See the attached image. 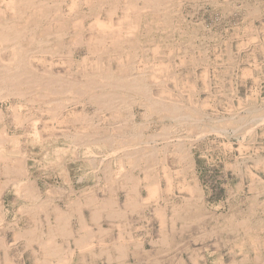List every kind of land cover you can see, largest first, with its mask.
<instances>
[{
  "label": "rangeland",
  "instance_id": "374dc122",
  "mask_svg": "<svg viewBox=\"0 0 264 264\" xmlns=\"http://www.w3.org/2000/svg\"><path fill=\"white\" fill-rule=\"evenodd\" d=\"M8 1L0 0V26L31 28L21 32L33 38L24 33L16 47L28 53L34 74H61L67 93L29 85L25 74L21 94L0 98V203L28 198V188L41 196V175V183L44 176L51 183L48 198L65 212L71 193L51 170L94 169L96 196L102 179L113 190L135 176L126 169H144L147 186L160 184V197L146 204L153 201L149 214L157 245L169 250L167 264H264V0H33L32 12ZM8 45L0 41V63L15 62ZM133 81L140 91L131 90ZM171 102L179 113L168 109ZM46 207L40 212H54ZM11 223L4 233L0 209L9 258L22 264L32 246L22 241L32 239L19 235L21 223ZM0 264H7L5 246Z\"/></svg>",
  "mask_w": 264,
  "mask_h": 264
},
{
  "label": "crops",
  "instance_id": "0c3cea01",
  "mask_svg": "<svg viewBox=\"0 0 264 264\" xmlns=\"http://www.w3.org/2000/svg\"><path fill=\"white\" fill-rule=\"evenodd\" d=\"M77 166H79L78 163ZM77 168L59 169V171L58 169L51 170L55 175L59 174L62 182L59 186L67 188L71 193L69 198L66 197L68 202L64 205L65 212L60 213V215L59 212L62 211L61 207L63 205L55 199L54 203H52V199H49L45 193L46 190L51 189V183L45 179L46 176H44V182L42 183L40 181L42 179L41 175L36 179L39 188L45 190L40 198L31 200L29 198H15L9 204L8 201L3 199L0 203V209L4 212L6 226L8 227H5L6 231L4 233L7 234L9 223L13 221L21 223V227L24 229H36L37 240L28 241L25 239L22 241L24 245L28 242L29 245H32L30 246L28 261L25 260L22 264H157L158 262V264H167L166 261L169 259H167L166 254L169 253V250L166 245H157L159 239L154 235L153 217L149 214L151 213L150 207L153 205V201L150 204H146V200L149 197L147 184L151 181L146 182L145 178L140 176L145 174L146 171L144 169L137 171H128L126 169L127 174L135 176L131 180L125 178V181L119 183L118 188L113 190L111 188L105 189L107 183L102 179L100 192L103 193V196L97 194L98 196L96 195V197L91 192L96 186L94 181L97 178L96 171L83 169L82 167ZM100 172L103 173V171L98 173ZM137 174H139V177L136 176ZM63 175L64 177H62ZM93 177L95 178L93 179ZM59 186L55 185L53 189L62 193V189H59ZM145 186L146 191L143 189ZM104 193L106 194L105 197ZM128 195L134 197L133 202H129ZM120 197L124 199L122 200ZM35 203L37 205L38 203L41 204L36 207L38 212H40L42 204L45 208L49 205L48 211H50L52 206L54 212L47 213L44 210L36 216L32 213L24 212L25 207L35 205ZM57 205L61 206L60 209H58ZM11 211L14 214L11 215ZM49 222H52L51 224L53 225L50 231H48ZM64 224L65 226H62ZM84 224L90 228H86ZM30 225L31 227H29ZM41 233H43V236ZM91 237H94V239ZM43 240V243L48 242L47 240L52 243L53 252L51 250V254H46L39 245V242L41 243ZM92 241L93 243L90 245ZM87 242L90 243L88 244ZM72 251L75 252L74 255Z\"/></svg>",
  "mask_w": 264,
  "mask_h": 264
},
{
  "label": "bare ground",
  "instance_id": "6f19581e",
  "mask_svg": "<svg viewBox=\"0 0 264 264\" xmlns=\"http://www.w3.org/2000/svg\"><path fill=\"white\" fill-rule=\"evenodd\" d=\"M42 1H44V0H42ZM9 3H10V5L13 7V8H18V9H21V8H23V7H26V8H31V12H32V9L34 10V7H36V5H35V3H34V1L33 0H9L8 1ZM48 3V2H47ZM46 3V4H47ZM96 3V2H95ZM8 4V3H7ZM49 4V3H48ZM47 4V5H48ZM117 4V3H116ZM132 4V3H131ZM80 6V5H79ZM42 7V6H41ZM104 7V6H103ZM38 8V7H37ZM46 8V7H45ZM91 8V7H90ZM17 9V10H18ZM47 9V8H46ZM92 9V8H91ZM93 9H94V5H93ZM92 9V10H93ZM134 9V8H133ZM16 10V11H17ZM30 10V9H29ZM42 10V9H41ZM19 12H21V11H19ZM41 12V11H40ZM58 12V11H57ZM14 13V12H13ZM34 13V12H33ZM33 13H32V15H33ZM36 13H37V11H36ZM35 13V14H36ZM92 13V12H91ZM122 13V12H121ZM16 14V13H15ZM24 14V13H23ZM22 14V15H23ZM25 15H27V14H25ZM36 15H38V14H36ZM35 15V16H36ZM42 16V15H41ZM37 17V16H36ZM35 17V18H36ZM127 17V16H126ZM29 18H30V16H29ZM56 18V17H55ZM19 19H23V18H19ZM96 19H98V16H97V18ZM4 20V19H3ZM30 20V19H29ZM32 20V21H31ZM30 20V22L28 21L27 23H26V25L25 26H27V24H29V23H31V22H33L34 20L33 19H31ZM171 20V19H170ZM41 21V20H40ZM77 21V20H76ZM79 21V20H78ZM96 21H98V20H96ZM175 21H177V20H175ZM13 22V21H12ZM86 22V21H85ZM99 22V21H98ZM66 23V22H65ZM69 23V22H68ZM78 23V22H77ZM1 24V23H0ZM5 24V23H4ZM36 24H37V22H36ZM35 24V25H36ZM67 24V23H66ZM95 24H98V23H95ZM104 24V23H103ZM186 24V23H185ZM31 25V24H30ZM34 25V27L36 28V26ZM39 25V24H38ZM100 25H102V23H100ZM100 25H99V27H100ZM136 25V24H135ZM173 25V24H172ZM25 26H23L22 25V27H25ZM29 26V25H28ZM104 26V25H103ZM133 26V25H132ZM33 27V28H34ZM82 27V26H81ZM93 27V26H92ZM129 27V26H128ZM134 27V26H133ZM33 28H32V30H33ZM37 28H38V26H37ZM103 28V27H102ZM109 28H111V27H109ZM113 28V27H112ZM25 28H23L22 30H21V27H19V25L17 24V22L16 23H12V24H7L6 26L5 25H1L0 26V41H1V43H10L11 45L9 46L8 45V47H13V56L15 57L14 58V60L13 61H15L14 63L13 62H10V63H6V62H4V63H0V98H6V97H9L11 94H21V88L19 87L20 86V84H22L21 83V81L19 80L20 79V77H21V75L23 76H25V74H27L28 75V80L29 79H33L32 81L33 82H31V83H29V85L30 84H32V83H34V85H35V83H36V81H37V83H41V84H43V85H45L46 87H51L53 90V92H55V94L56 93H60L61 94V92H65L64 91V89H63V87L64 86H66V85H64V82H63V77L61 76V74H58V75H56L54 72H48L47 73V75H44V76H39V75H36V72H35V74H34V71H32L33 69H34V66L33 65H31V64H29L30 62V60L28 61L29 63L28 64H26L27 63V60L29 59L28 58V53L26 54V53H23L22 51H21V49H18L17 47H16V44H18V43H21V40H22V38H24L23 37V34L25 33H23L22 34V32L21 31H23ZM28 29V27L25 29V31ZM106 29V28H105ZM128 29V28H127ZM126 29V30H127ZM132 29V28H131ZM180 29V28H179ZM36 30V29H35ZM29 31V33H30V31H31V28H30V30H27V32ZM63 32V31H62ZM173 32V31H172ZM52 33V32H51ZM130 33V32H129ZM55 34V33H54ZM57 34V33H56ZM79 34V33H78ZM131 35L133 34V33H130ZM25 35H26V37H32V36H27V33H25ZM31 35V34H30ZM65 35V34H64ZM126 36V35H125ZM40 37V36H39ZM190 37V36H189ZM33 38V37H32ZM21 39V40H20ZM28 39H30V38H28ZM189 39V38H188ZM255 39V38H254ZM25 40V39H24ZM63 40V39H62ZM80 40V39H79ZM37 41V40H36ZM49 41V40H48ZM12 42V43H11ZM47 42V41H46ZM125 42V41H124ZM170 42V41H169ZM48 44V43H47ZM21 45H23V44H21ZM27 45V44H26ZM61 45V44H60ZM74 45V44H73ZM8 47L6 46L5 47V49L7 48L8 49ZM39 47H43V46H39ZM59 47V46H58ZM147 47V46H146ZM4 49V48H3ZM34 49V48H33ZM60 49V48H59ZM31 50V49H30ZM36 51V50H35ZM58 51V50H57ZM42 52V51H41ZM148 52V51H147ZM53 54V53H52ZM100 55V54H99ZM1 57V56H0ZM61 57V56H60ZM28 58V59H27ZM2 60H3V58H2ZM4 60H6V59H4ZM101 64V63H100ZM31 66H33V67H31ZM33 68V69H32ZM35 69H36V67H35ZM35 71H38V70H35ZM111 71V70H110ZM245 71V70H244ZM250 71V70H249ZM43 72V71H42ZM102 72V71H101ZM39 73V72H38ZM46 73V72H45ZM57 73H59V72H57ZM44 74V73H43ZM62 74H64V73H62ZM85 74V73H84ZM60 75V76H59ZM23 76V77H24ZM82 76H84V75H82ZM85 76H87V75H85ZM91 76V75H90ZM131 76V75H130ZM93 77V76H92ZM25 78V77H24ZM67 78H69V76L67 77ZM86 78H88V77H86ZM141 78V77H140ZM143 78V77H142ZM141 78V79H142ZM26 79V78H25ZM65 80H66V78H64ZM71 79V78H70ZM129 79H131V78H129ZM128 79V80H129ZM133 80L135 79L136 80V77H134V78H132ZM140 79V80H141ZM23 80V79H22ZM27 80V81H28ZM72 80V79H71ZM71 80H69V79H67V82H69V81H71ZM115 80V79H114ZM127 80V79H126ZM125 80V81H126ZM128 80L126 81V82H128ZM139 80V81H140ZM74 81H76V79L74 80ZM72 82V83H75V82ZM79 81V80H78ZM91 81H93L92 79H90V82ZM130 81V80H129ZM132 81V80H131ZM23 82H24V80H23ZM66 82V81H65ZM123 82V81H122ZM122 82H120V83H122ZM138 82V81H137ZM137 82H135V83H137ZM141 82V81H140ZM143 82V81H142ZM72 83L70 82L69 83V86H73L72 85ZM79 83H80V81H79ZM96 84H97V82H95ZM103 83V82H102ZM105 83V82H104ZM114 83V82H113ZM117 83H119V82H117ZM119 83V84H120ZM130 83V82H129ZM134 83V81L132 82V84L134 85L133 86V88L131 87V90L132 89H134V87H135V89H137V92L138 91H140L141 90V88H139V86H136V84ZM24 84V83H23ZM26 84H28V82L26 83ZM41 84H40V86H41ZM67 84V83H66ZM85 84V83H84ZM91 84H93V82L91 83ZM95 84V85H96ZM101 84V83H100ZM99 84V82H98V85H100ZM119 84H116V83H114V85H119ZM141 84V83H140ZM68 85V84H67ZM77 85H79V84H77ZM86 85V84H85ZM85 85H84V87H82V88H85ZM111 85V84H110ZM122 85V84H121ZM137 85H139V82H138V84ZM142 85V84H141ZM143 85H145V83L143 84ZM82 86V85H81ZM80 86V87H81ZM93 86H94V84H93ZM120 86V85H119ZM146 87L148 86V85H145ZM145 86H143V87H145ZM26 87V85L24 86V88ZM38 87V86H37ZM87 87V86H86ZM88 87H91V86H88ZM87 87V88H88ZM103 87V86H102ZM124 87V86H123ZM126 87H128V85L126 86ZM138 87V88H137ZM145 87V88H146ZM30 88V87H29ZM34 88V87H33ZM42 88V87H41ZM67 88H70V87H67ZM72 88V87H71ZM92 88V87H91ZM94 88H96V86L94 87ZM94 88H93V91H94ZM97 88H100V86H98ZM120 88H122V87H120ZM129 88V87H128ZM27 89V88H26ZM49 89V88H48ZM79 89V88H78ZM148 89V88H147ZM146 89V90H147ZM23 90V89H22ZM25 90V89H24ZM42 90V89H41ZM70 90V89H69ZM82 90V89H81ZM90 90V88H88V91ZM92 90V89H91ZM98 90V89H97ZM99 90H101V89H99ZM35 90H32V93L34 92ZM38 91H40V90H38ZM66 91H68V90H66ZM79 91V90H78ZM135 91V90H134ZM133 91V92H134ZM28 92H30V91H28ZM27 92V93H28ZM42 92V91H41ZM83 92H86V91H83ZM82 92V94H85V93H83ZM95 92V91H94ZM97 92V91H96ZM106 92V91H105ZM109 92V91H108ZM136 92V91H135ZM148 92H149V90H148ZM147 92V93H148ZM22 93H24V92H22ZM65 93H67V92H65ZM68 93H69V91H68ZM104 93V92H103ZM111 94H112V92H110ZM116 93V92H115ZM36 94V93H35ZM41 94V93H40ZM49 94V93H48ZM51 94H53L52 92H51ZM63 94V93H62ZM77 94V93H76ZM99 94V93H98ZM109 94V93H108ZM114 94V93H113ZM126 94V93H125ZM149 94H151V93H149ZM24 95V94H23ZM26 95V94H25ZM24 95V96H25ZM43 95V94H42ZM45 96H46V94H44ZM43 95V96H44ZM71 95V94H70ZM110 95V94H109ZM137 95V94H136ZM144 95H146V94H144ZM14 96V95H13ZM21 96V95H20ZM38 97H40L39 95H37ZM79 96V95H78ZM132 96V95H131ZM22 97V96H21ZM46 97H48V96H46ZM59 97V96H58ZM90 97V96H89ZM120 97V96H119ZM129 97V96H128ZM144 97V96H143ZM146 97V96H145ZM144 97V98H145ZM97 98V97H96ZM111 98H114V97H112L111 96ZM111 98H109L110 100V102H111ZM127 98V97H126ZM8 99V98H7ZM6 99V100H7ZM48 99V98H47ZM59 99V98H58ZM63 99V98H62ZM61 99V100H62ZM103 99H106V98H104L103 97ZM147 100H148V97L146 98ZM149 99H152L151 98V96L149 97ZM157 99V98H156ZM155 99V100H156ZM211 99V98H210ZM107 100V99H106ZM113 101L114 100H117V99H112ZM121 100V99H120ZM146 100V101H147ZM153 100V99H152ZM158 100V99H157ZM161 100V99H160ZM58 101V100H57ZM92 101V100H91ZM97 101V100H96ZM108 101V100H107ZM148 101H150L149 103H152V101L151 100H148ZM26 102V101H25ZM55 102V101H54ZM63 102V101H62ZM102 102H106V101H102ZM101 102V103H102ZM121 102V104H122V102H124L123 100H121L120 101ZM156 102V101H155ZM173 102V101H172ZM171 102V103H172ZM174 102H176V101H174ZM180 102V101H179ZM49 103H53L52 101L51 102H49ZM93 103V102H92ZM103 103V104H104ZM120 104L119 103V100H117V102H115V104ZM161 104L163 103V102H160ZM170 103V104H171ZM102 104V105H103ZM106 104V103H105ZM109 104V103H108ZM113 104H114V102H113ZM112 104V105H113ZM114 104V105H115ZM153 104V106H154V104L155 103H152ZM151 104V105H152ZM157 104V103H156ZM160 104V105H161ZM166 104V103H165ZM163 104L165 107H164V109L166 108V107H168V104ZM67 105V104H66ZM107 105V104H106ZM105 105V106H106ZM112 105H111V107H112ZM114 105H113V107H114ZM125 105V104H124ZM146 105V104H145ZM158 105H159V103H158ZM183 105V104H182ZM15 106V105H14ZM22 105H20V107H21ZM104 106V107H105ZM118 106V105H117ZM119 106H121V105H119ZM142 106H143V104H142ZM148 106V105H147ZM156 106V105H155ZM162 106V105H161ZM172 106V108L170 109L169 107H168V109L169 110H174V109H176V112H178L179 113V111L181 110V108H180V110H177V109H179V106H176L174 103H172V105H170V107ZM16 107V106H15ZM157 107V109L156 108H154V109H156V110H158V106H156ZM66 108V107H65ZM147 108V107H146ZM145 108V109H146ZM150 108V107H149ZM162 108V107H161ZM160 108V109H161ZM148 109V108H147ZM146 109V110H147ZM159 109V110H160ZM167 108L165 109V110H168ZM187 109H188V107H187ZM205 109V108H204ZM243 109V108H242ZM150 110L152 111V109L150 108ZM157 111V113H159L160 111ZM258 110V109H257ZM264 110V109H263ZM163 111V110H162ZM186 111H188V110H186ZM72 112V111H71ZM171 112V111H170ZM148 113L149 114H151V113H153V111L150 113V111H148ZM147 113V114H148ZM156 113V112H155ZM181 113V112H180ZM185 113H188V112H185ZM184 113V114H185ZM146 114V113H145ZM147 114H146V116H147ZM193 114V113H192ZM247 114V113H246ZM72 115V114H71ZM179 115H181V114H179ZM256 115V114H255ZM131 116V115H130ZM134 116V115H133ZM149 116V115H148ZM175 116V115H174ZM189 116H191V115H189ZM248 116V115H247ZM258 116H259V113H258ZM102 117V116H101ZM164 117V116H163ZM243 117V116H242ZM255 117V116H254ZM63 118V117H62ZM147 118V117H146ZM175 118V117H174ZM181 118V117H180ZM256 118H257V115H256ZM1 119L3 120V111L0 109V121H1ZM173 119V118H172ZM211 119V118H210ZM219 119V118H218ZM217 119V120H218ZM91 120H93V119H91ZM200 120V119H199ZM241 120V119H240ZM250 120V119H249ZM260 120H262V119H260ZM259 120V121H260ZM63 121V120H62ZM94 121V120H93ZM149 121V120H148ZM233 121V120H232ZM258 121V122H259ZM144 122V121H143ZM257 122V123H258ZM96 123V122H95ZM186 124V123H185ZM232 124V123H231ZM253 124V123H252ZM171 125V124H170ZM175 125V124H174ZM179 125V124H178ZM229 125V124H228ZM246 125V124H245ZM33 126V125H32ZM147 126V125H146ZM182 126V125H181ZM202 126V125H201ZM217 126V125H216ZM34 127H35V125H34ZM179 127V126H178ZM218 127V126H217ZM238 127V126H237ZM36 128V127H35ZM34 128V129H35ZM167 128V127H166ZM180 128V127H179ZM186 128V127H185ZM222 128L224 129V127H223V125H222V127H221V130H222ZM202 129V128H201ZM220 129V128H219ZM199 130H200V128H199ZM245 130V129H244ZM251 130H252V128H251ZM250 129H249V131H251ZM6 131V130H5ZM25 131V130H24ZM181 131H183V130H181ZM205 131V130H204ZM213 131V130H212ZM217 131V130H216ZM249 131H247V132H249ZM8 132V131H7ZM37 132V131H36ZM90 132V131H89ZM206 133H207V130L205 131ZM209 132V131H208ZM243 132V131H242ZM0 133H1V130H0ZM135 133H136V131L134 132V134H133V136L135 137ZM165 133H166V136L168 135V133L165 131ZM164 133V134H165ZM240 133V132H239ZM24 134V133H23ZM35 134V133H34ZM95 134V133H94ZM137 134V133H136ZM164 134H162V136L164 135ZM245 134V133H244ZM5 135V134H4ZM6 135H7V133H6ZM38 135V134H37ZM76 135V134H75ZM88 135H91L90 133L88 134ZM131 135V134H130ZM153 135V134H152ZM158 135V134H157ZM156 135V136H157ZM71 136V135H70ZM85 136V135H84ZM83 136V137H84ZM91 136H93V134L91 135ZM113 136V135H112ZM137 136V135H136ZM140 136V135H139ZM155 136V135H154ZM202 136V135H201ZM76 137V136H75ZM77 137H78V135H77ZM80 137H81V133H80ZM85 137H87V134H86V136ZM84 137V138H85ZM114 137V136H113ZM112 137V138H113ZM152 137V136H151ZM7 138V137H6ZM5 138V139H6ZM13 138V137H12ZM39 138V137H38ZM46 138V137H45ZM88 139H90V136L89 137H87ZM127 138V137H126ZM186 138V137H185ZM198 138V137H197ZM36 139H37V137H36ZM83 139V138H82ZM96 139V138H95ZM94 139V140H95ZM144 139V138H143ZM16 140V139H15ZM84 140V139H83ZM93 140V139H92ZM152 141L154 140V138H152L151 139ZM150 140V141H151ZM170 140V139H169ZM88 141V140H87ZM72 143V142H71ZM77 143H80V142H77ZM226 144V143H225ZM18 145V144H17ZM15 146L16 145H14V147L13 148H15ZM226 146V145H225ZM252 146V145H251ZM1 147V146H0ZM123 147V146H122ZM189 147V146H188ZM187 147V148H188ZM230 147V146H229ZM76 148V147H75ZM154 148V147H153ZM183 148V147H182ZM107 149V148H106ZM242 149V148H241ZM159 150V149H158ZM5 151V150H4ZM16 151V153H17V151L18 150H14V152ZM151 151V150H150ZM149 151V152H150ZM153 151V150H152ZM0 152H1V150H0ZM8 152H10V151H8ZM12 152V151H11ZM187 152V151H186ZM5 153V152H4ZM6 153H7V151H6ZM19 153V152H18ZM17 153V154H18ZM144 153V152H143ZM9 154V153H8ZM22 154V153H21ZM139 154V153H138ZM147 154V153H146ZM179 154V153H178ZM16 155V154H15ZM105 155V154H104ZM153 155V154H152ZM74 157V156H73ZM93 158V157H92ZM103 158V157H102ZM181 161V160H180ZM92 162V161H91ZM191 162V161H190ZM55 163V162H54ZM186 164V163H185ZM91 165V164H90ZM45 167V166H44ZM14 168V167H13ZM94 170V169H93ZM12 171H13V169H12ZM15 171H17V170H15ZM13 173V172H12ZM108 173H109V171H108ZM145 174H146V172H145ZM133 177V176H132ZM148 178H150V177H148ZM14 179V178H13ZM131 179V178H130ZM170 180H171V178H169ZM148 180V179H147ZM70 182V181H69ZM18 184V183H17ZM19 184H20V182H19ZM8 185V184H7ZM160 185V184H159ZM159 185H158V183L157 182H153V183H151V184H149V186H147V187H149L148 189H149V200H151L152 198H156V196H158V193L160 192V190H159ZM60 188V187H59ZM15 189V188H14ZM63 190V189H62ZM15 191V190H14ZM39 191V190H38ZM256 191H258V193H259V190H256ZM76 193V192H75ZM25 194H26V196L31 200V199H37V198H40L41 196L40 195H38V192H36V191H34V190H32L31 188H28V190H27V192H25ZM73 194V193H72ZM159 195H160V193H159ZM158 197H160V196H158ZM162 198V197H161ZM45 199V198H44ZM50 199V198H49ZM257 199V198H256ZM11 200V199H10ZM9 200V201H10ZM128 200H129V202L131 201V202H133L134 201V197L132 196V197H130L129 195H128ZM157 200V199H156ZM155 200V201H156ZM261 200V199H260ZM25 201V200H24ZM42 201V200H41ZM47 201L49 202V200L47 199ZM19 202V201H18ZM45 202V201H44ZM48 202H46V203H48ZM17 203V202H16ZM37 203V202H36ZM35 203V205H32V206H29V207H25V210H24V212L25 213H32L33 215H38L37 213H38V211L36 212V207L37 206H39V205H41L40 203H38V205ZM149 203V202H148ZM3 204V203H2ZM22 204V203H21ZM32 204V203H31ZM159 204V203H158ZM26 205V204H25ZM51 205V204H50ZM160 205V204H159ZM4 206V205H3ZM40 207H42L43 208V204H42V206H40ZM3 208V207H2ZM108 208V207H107ZM18 209V208H17ZM40 210H41V208H40ZM43 210V209H42ZM249 210V209H248ZM32 211H34V212H32ZM97 211V210H96ZM161 211V210H160ZM159 212V211H158ZM60 213H64L63 211H60L59 212V215H60ZM139 213V212H138ZM160 213V212H159ZM120 214V213H119ZM20 215V214H19ZM161 215V214H160ZM256 215V214H255ZM82 216V215H81ZM83 217V216H82ZM3 218V217H2ZM256 219V218H255ZM4 220V219H3ZM2 220V221H3ZM7 220V219H6ZM55 220H56V218H55ZM252 220H254V218L252 219ZM13 221V220H12ZM95 221V220H94ZM14 222V221H13ZM32 222V221H31ZM18 223V222H17ZM26 223H28V222H26ZM52 222H49V228H48V231H50V230H52V228H53V225L51 224ZM249 223H250V221H249ZM11 224H13V223H11ZM15 224V223H14ZM229 224V223H228ZM245 224V223H244ZM251 224V223H250ZM1 225V224H0ZM20 226V225H19ZM32 226H33V224H32ZM62 226H65V224L64 225H62ZM69 226V225H68ZM84 226H86V228H90V227H87V225H85L84 224ZM83 226V227H84ZM7 227V226H6ZM29 227H31V225L29 226ZM61 227V226H60ZM8 228V227H7ZM11 227H9V229H10ZM17 229V228H16ZM20 229V228H19ZM84 229V228H83ZM241 229V228H240ZM249 231V230H248ZM36 232V229H22L21 231H18V233H19V235L20 236H22V237H24V238H27L26 237V235L27 236H30L31 237V239L32 240H37V233H35ZM72 232V231H71ZM67 233V232H66ZM86 233H88V232H86ZM252 233V232H251ZM251 233H249V234H251ZM42 234V236H43V233H41ZM69 234V233H68ZM18 235V236H19ZM248 235V234H247ZM55 236V235H54ZM82 236V235H81ZM89 236V235H88ZM91 236V235H90ZM5 237H6V234H2V235H0V246H5V262L7 263V264H12V260L9 258V244H8V242H4V239H5ZM30 237H28V238H30ZM41 237V236H40ZM84 237H85V235H84ZM87 237V236H86ZM85 237V238H86ZM132 237V236H131ZM239 237V236H238ZM252 237V236H251ZM91 238H93L94 239V237H91ZM90 238V239H91ZM242 238H244L243 236H242ZM17 239H18V237H17ZM16 239V240H17ZM40 239V238H39ZM49 239V238H48ZM86 239H88L89 240V238L87 237ZM86 239H84V240H86ZM239 239H240V237H239ZM83 240V241H84ZM258 240V239H257ZM48 242H45V243H43L44 242V240L40 243L39 241V245L41 246V248L45 251V253L46 254H49L50 252H51V250H52V252H53V248H51L52 247V243L50 242V240H47ZM78 241V240H77ZM87 241V240H86ZM86 241H84V242H86ZM91 241V240H90ZM154 241V240H153ZM163 241V240H162ZM237 241V240H236ZM100 242V241H99ZM164 242H165V239H164ZM168 241H166L165 243H167ZM15 243V242H14ZM81 243V242H80ZM88 244L90 243V242H87ZM93 243V241L90 243V245ZM101 243V242H100ZM77 244V243H76ZM115 244H117L116 242H115ZM114 243H113V245H115ZM84 245V244H83ZM87 245V244H86ZM145 246V245H144ZM122 247V246H121ZM227 247V246H226ZM89 248V247H88ZM118 248V247H117ZM116 248V249H117ZM8 249V250H7ZM39 249V248H38ZM70 249V248H69ZM82 249V248H81ZM256 249V248H255ZM74 251V250H73ZM72 251V252H73ZM204 251V250H203ZM244 250H242V252H243ZM252 252V251H251ZM74 253L75 252H73V255H74ZM76 253H77V251H76ZM232 253V252H231ZM257 253V252H256ZM51 254V253H50ZM58 254V253H57ZM56 254V255H57ZM93 254V253H92ZM96 254V253H95ZM66 255V254H65ZM70 255H72V254H70ZM76 255V254H75ZM220 255V254H219ZM58 256H59V254H58ZM77 256H79V255H77ZM108 257V256H107ZM203 257V256H202ZM244 257V256H243ZM38 258V257H37ZM56 258H58L57 256H56ZM79 258V257H78ZM223 258V257H222ZM229 258V257H228ZM68 259V258H67ZM108 259V258H107ZM48 260V259H47ZM219 260H221V259H219ZM28 261V260H27ZM59 261V260H58ZM58 261H57V263H58ZM62 261V260H61ZM76 261H77V259H76ZM75 261V262H76ZM223 261V260H222ZM63 262V261H62ZM65 262H67L66 260H65ZM142 262V261H141ZM216 262L218 263L219 261H217L216 260ZM215 262V263H216ZM60 263V262H59ZM137 263V262H136ZM159 263V262H158ZM157 263V264H158ZM221 263V262H220ZM256 263V262H255ZM62 264V263H61ZM63 264H65V263H63ZM76 264V263H75ZM221 264H224V263H221ZM232 264H237L236 262H233Z\"/></svg>",
  "mask_w": 264,
  "mask_h": 264
}]
</instances>
